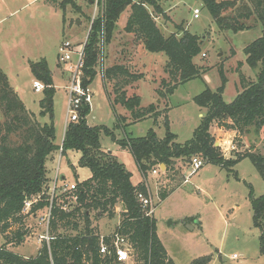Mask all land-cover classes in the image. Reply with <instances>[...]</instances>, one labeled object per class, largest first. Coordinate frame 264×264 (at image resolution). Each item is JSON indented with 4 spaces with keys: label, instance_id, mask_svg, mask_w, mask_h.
<instances>
[{
    "label": "trees",
    "instance_id": "16d2710c",
    "mask_svg": "<svg viewBox=\"0 0 264 264\" xmlns=\"http://www.w3.org/2000/svg\"><path fill=\"white\" fill-rule=\"evenodd\" d=\"M50 1L47 0L52 6L62 8L60 4L55 6V2ZM197 1L204 4L221 31L242 32L248 27L241 20H249L253 16L262 24L261 37L244 49L246 64L256 72V80L248 81L241 76L242 91L232 103H226L223 90L227 79L221 70L223 86L216 92L207 89L194 99L205 114L193 137L184 143H179L177 136L169 130L167 116L165 137L159 138L152 128L145 137L117 142L121 149L131 152L145 179L149 173L164 165L162 174L166 180L176 181L180 176L184 183V169L190 168L193 159L199 158L205 165L215 164L229 172H233L242 160L249 159L264 181L263 154L248 151L226 158L221 149L215 146L216 140L211 132L216 125L225 131H235L237 139L241 140L246 133H260L264 129V0H247L244 11L235 17L223 15L235 6V2ZM99 2L102 13L94 21L84 47L80 70L84 87H89L94 81L103 48L114 40L116 24L127 10L130 15L125 31L142 41L145 53L165 54L168 59L165 72L170 83L166 84V92L158 91L162 99L207 71V68L194 62L202 51L200 37L186 30L181 37L178 33L169 37L163 35L156 23V15L165 13L160 0ZM147 7L153 8L154 12ZM77 8L78 13H82V9ZM30 69L34 78L45 87L44 97L40 101V117L27 109L0 67V233L4 240L0 248V264H122L116 259V237L125 240L130 256L140 264H175L159 239L154 213L148 214L151 207H144L138 198L139 194L149 196L148 187L146 184L135 186L131 180L132 174L124 164L101 145L102 134L116 141L113 131L106 126L88 125L91 105L82 104L79 119L68 123L63 143L57 145L53 122L56 89L52 72L46 60L31 62ZM102 76L112 107L125 108L133 123L152 118L156 126L158 119L166 113V109L161 111L155 104L142 107L141 97L136 92L129 95L130 88L136 89L134 85L144 79L143 74L135 73L131 67L116 64L106 68ZM46 117L51 123L39 120ZM125 123L126 118L118 117L119 126ZM70 151L81 154L78 166L90 168L92 176L70 185L75 186L73 191H63L67 186L65 182L61 185L55 183V191L51 193L52 181L47 173V160L55 153L60 152L65 156ZM180 184L173 188L160 184V200H166ZM250 197L254 227L261 232L260 253L264 257V195L256 198L251 193ZM70 198H74L76 203H70ZM118 205H122L119 225L110 236H101L96 223L104 217L113 219ZM45 210L51 214L46 232L50 240L43 241L38 256L25 258L12 251L31 236L28 218ZM103 243L108 247L106 254H101ZM209 263L210 258L203 257L193 264Z\"/></svg>",
    "mask_w": 264,
    "mask_h": 264
},
{
    "label": "rangeland",
    "instance_id": "374dc122",
    "mask_svg": "<svg viewBox=\"0 0 264 264\" xmlns=\"http://www.w3.org/2000/svg\"><path fill=\"white\" fill-rule=\"evenodd\" d=\"M217 1L235 2L234 7L223 13L229 17L243 12L247 3V0ZM29 2L30 0H5V5L0 4V21L3 20L0 25V67L27 109L40 117V101L44 97V91L35 90L34 83L37 80L31 72L30 63L47 61L56 89L53 121L56 143L62 145L72 75L79 60L78 54L88 40L92 25L102 13L101 3L99 0H51L50 2H55V6L60 4L62 7L54 9L56 7L45 0L26 6ZM160 2L165 13L156 15V23L163 35L169 37L178 33L181 37L186 30L200 37L202 51L194 62L207 68V71L200 78L179 86L172 95L162 99L158 91L166 92V84L170 83L165 72L168 59L165 54L145 53L142 41L125 31L130 15L127 10L116 24L114 40L103 48L97 75L89 86L93 98L87 123L90 126H106L113 131L116 141L102 134V147L124 164L132 174L131 180L135 186L146 184L148 187V198L152 199L154 206L157 234L175 264H193L203 257L210 258L209 264H264V257L260 253L261 232L254 227L250 197L251 193L256 198L264 195V181L249 159L239 162L233 172L223 170L215 164H206L195 174H192L191 167L184 169V183L180 176L176 181L166 180L162 172L158 175L149 173L145 179L131 152L121 149L117 142L126 138L145 137L152 128L159 138L165 137L167 116L169 130L177 136L179 143H184L193 137L200 125V114H205V110H201L194 99L207 89L216 92L223 86L221 70L227 79L223 90L226 103H232L242 91L241 76L248 81L256 80V72L246 64L244 54V49L262 35V24L255 16L249 20H241L248 29L239 33L224 32L218 28L201 1ZM77 7L82 9V13H78ZM147 8L154 12L153 8ZM196 9L200 10L198 19L194 17ZM65 42H70L73 49L71 60L67 63L60 62L59 59V49ZM116 64L129 66L135 73L143 74L144 79L134 85V92L141 97L142 107L155 104L161 111L166 109L156 126L152 118L133 123L125 108L112 107L104 88L102 73ZM108 91L111 93L110 86ZM132 94L133 90L130 96ZM120 116L126 118L123 126L118 124ZM39 120L51 123L48 117ZM237 135L236 133L232 143L227 145L223 141L226 136L221 132L215 133L216 144L226 158L248 151L264 155V129L260 133H246L241 140L237 139ZM80 156L78 152L70 151L65 156L58 152L47 160V173L52 181L51 193H54L55 183L61 185L65 182L70 187L92 176L90 168L78 166ZM160 184L166 188L180 186L162 201L158 194ZM68 201L76 203L74 198ZM121 212L122 208L118 205L113 219L104 217L96 223L101 236H110L115 231L121 220ZM47 215L48 211L45 210L28 218L31 236L22 246L13 248L12 251L25 258L38 256L44 241L41 237L48 231ZM3 244L0 233V248ZM122 264L140 263L131 255L130 260Z\"/></svg>",
    "mask_w": 264,
    "mask_h": 264
},
{
    "label": "built area",
    "instance_id": "2783aa9c",
    "mask_svg": "<svg viewBox=\"0 0 264 264\" xmlns=\"http://www.w3.org/2000/svg\"><path fill=\"white\" fill-rule=\"evenodd\" d=\"M194 17L198 19L200 17V10L196 9L194 12ZM85 47V46H84ZM60 51V62L67 63L68 61L71 60V54L73 53L72 49V44L70 42H65L62 44V46L59 49ZM79 60L78 63L75 67V70L72 75V82L71 86L69 88V104H68V116H67V122H66V127L69 122H75L79 119V109L82 106V104H91L92 98H93V93L89 87H84L82 80H81V68L83 66V55H84V48L82 52L79 54ZM80 77V79H79ZM34 88L37 92L44 91V85L38 81L34 83ZM66 130V129H65ZM205 165L204 161L199 158H195L192 161L191 164V169H192V174L197 173L202 167ZM161 167L157 168L152 172L154 175H158L161 173ZM68 190H75V186H66L63 191H68ZM55 191V190H54ZM138 198L140 202L143 204L144 207H151V210L148 212L149 215H152L154 213V206L152 203V199L146 197L143 194H139ZM29 206V205H28ZM50 212L48 213L46 217V222H47V227L49 226V221H50ZM42 240H46L49 242L50 238L48 233L44 236L41 237ZM115 254H116V259L119 263H125L130 260V250L128 246L125 243V240L116 237L115 242ZM108 252V247L104 243L101 246V254H106Z\"/></svg>",
    "mask_w": 264,
    "mask_h": 264
},
{
    "label": "crops",
    "instance_id": "0c3cea01",
    "mask_svg": "<svg viewBox=\"0 0 264 264\" xmlns=\"http://www.w3.org/2000/svg\"><path fill=\"white\" fill-rule=\"evenodd\" d=\"M36 1H39V0H33V1H31L30 0V2L26 5V6H29V5H31L32 3H34V2H36ZM47 0H45V2H46ZM0 4L1 5H5V0H0ZM26 6H24V7H26ZM23 7V8H24ZM54 9H57V8H54ZM18 12V10L15 12V13H17ZM3 20H1L0 21V25H1V22H2ZM53 76V75H52ZM132 90H133V92H134V87H133V89L132 88H130V90H129V95L131 94V92H132ZM203 116V114L201 113L200 114V117H202ZM215 130V131H214ZM211 132H212V134H213V136H215V133L216 132H221V133H223L226 137L225 138H227V139H223V141H224V144L225 143H227V145H230L232 142V138L234 137V136H236V132L235 131H225V130H222V129H219L216 125L215 126H213L212 127V129H211ZM165 171V170H164ZM164 171H162V172H164ZM154 175V174H153ZM121 206V208H122V205H120Z\"/></svg>",
    "mask_w": 264,
    "mask_h": 264
},
{
    "label": "water",
    "instance_id": "95a60500",
    "mask_svg": "<svg viewBox=\"0 0 264 264\" xmlns=\"http://www.w3.org/2000/svg\"><path fill=\"white\" fill-rule=\"evenodd\" d=\"M215 146H216V147H218V145H217V144H215ZM161 170H162V171H164V170H165V166H164V165H162V166H161Z\"/></svg>",
    "mask_w": 264,
    "mask_h": 264
}]
</instances>
